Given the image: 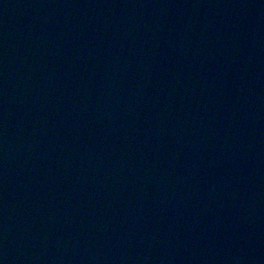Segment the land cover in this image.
Wrapping results in <instances>:
<instances>
[{
	"label": "water",
	"instance_id": "95a60500",
	"mask_svg": "<svg viewBox=\"0 0 264 264\" xmlns=\"http://www.w3.org/2000/svg\"><path fill=\"white\" fill-rule=\"evenodd\" d=\"M0 264H264V0H0Z\"/></svg>",
	"mask_w": 264,
	"mask_h": 264
}]
</instances>
